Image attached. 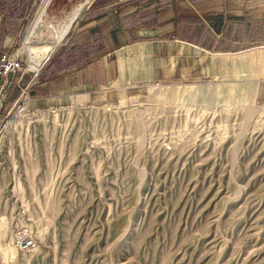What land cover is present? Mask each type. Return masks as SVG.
<instances>
[{
	"label": "rangeland",
	"instance_id": "obj_1",
	"mask_svg": "<svg viewBox=\"0 0 264 264\" xmlns=\"http://www.w3.org/2000/svg\"><path fill=\"white\" fill-rule=\"evenodd\" d=\"M42 1L0 0V53L22 67L0 121L28 83L30 97L0 132V264H264V38L231 51L134 42L97 100L75 90L38 106L39 72L94 2L48 0L25 45Z\"/></svg>",
	"mask_w": 264,
	"mask_h": 264
},
{
	"label": "crops",
	"instance_id": "obj_2",
	"mask_svg": "<svg viewBox=\"0 0 264 264\" xmlns=\"http://www.w3.org/2000/svg\"><path fill=\"white\" fill-rule=\"evenodd\" d=\"M85 10L37 76L38 106L68 102L75 90L97 100L105 82L125 75L121 52L134 42L157 36L231 51L264 38V0H94Z\"/></svg>",
	"mask_w": 264,
	"mask_h": 264
},
{
	"label": "built area",
	"instance_id": "obj_3",
	"mask_svg": "<svg viewBox=\"0 0 264 264\" xmlns=\"http://www.w3.org/2000/svg\"><path fill=\"white\" fill-rule=\"evenodd\" d=\"M21 68V59L18 56L7 52L0 53V109L5 102L8 87L13 81V75H15V72ZM28 86L29 83L20 87L17 97L11 104L10 109L12 108V110L11 113L8 114L9 117L5 119L4 122H2V120L0 121V132L8 127L11 120L25 114L27 103L30 99L28 96ZM15 236L16 244L20 250L27 252L35 247L34 238L31 232L26 228H21L16 231Z\"/></svg>",
	"mask_w": 264,
	"mask_h": 264
},
{
	"label": "bare ground",
	"instance_id": "obj_4",
	"mask_svg": "<svg viewBox=\"0 0 264 264\" xmlns=\"http://www.w3.org/2000/svg\"><path fill=\"white\" fill-rule=\"evenodd\" d=\"M48 0H43L42 4L40 5V9L38 11V14L35 18V20L32 22L29 31H28V35L25 39L24 44L27 45L30 41V39L33 38V35L35 34L34 40L36 41L37 39H39V29L42 23V17L44 15V11H45V5L47 3ZM86 2V1H85ZM84 2V3H85ZM81 7H77L72 14L68 17L67 21L65 22L66 24H64L63 26H61V28H59V30H55L54 31V36H53V43L54 44H58L61 39L63 38V36L65 35L66 31L69 30L72 22H74L77 18L78 13L80 12ZM83 9V8H82ZM42 27V26H41ZM34 44H31L30 46L27 47H33ZM26 47V46H25ZM46 58V55L43 54L42 52H40V50H38L37 52H35L34 54H30L29 55V63L32 65L38 64V63H42L44 61V59ZM57 111H54L53 113H56ZM27 116V115H26ZM18 118H23L22 116L20 117H16L13 120L10 121V123L8 125L11 124V122H13L14 120L18 119ZM8 128V127H7ZM14 241L16 243V236L14 234ZM17 245V244H16ZM18 247V245H17ZM19 248V247H18ZM22 251V250H21ZM8 255H13L14 254V247H9L8 251H7Z\"/></svg>",
	"mask_w": 264,
	"mask_h": 264
},
{
	"label": "trees",
	"instance_id": "obj_5",
	"mask_svg": "<svg viewBox=\"0 0 264 264\" xmlns=\"http://www.w3.org/2000/svg\"><path fill=\"white\" fill-rule=\"evenodd\" d=\"M12 14H13V12H12ZM32 14V13H31Z\"/></svg>",
	"mask_w": 264,
	"mask_h": 264
}]
</instances>
